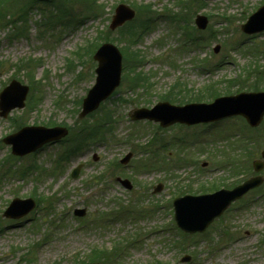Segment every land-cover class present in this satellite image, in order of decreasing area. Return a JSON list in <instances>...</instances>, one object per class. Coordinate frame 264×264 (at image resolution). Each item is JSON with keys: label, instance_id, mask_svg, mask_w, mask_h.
Here are the masks:
<instances>
[{"label": "rangeland", "instance_id": "1", "mask_svg": "<svg viewBox=\"0 0 264 264\" xmlns=\"http://www.w3.org/2000/svg\"><path fill=\"white\" fill-rule=\"evenodd\" d=\"M40 1L37 5L49 3L48 8L64 11L54 18L42 5L32 7L27 33L19 37L14 35L17 28L0 27V91L13 78L31 84L33 91L37 87L35 99L30 89L23 108L0 116V264H81L95 251L101 252L95 262L103 264H264V183L202 234L179 232L172 207L176 194L253 176L252 162L264 149V121L251 129L234 117L213 127L175 124L159 130L158 123L129 117L133 109L151 107L162 95L175 104L210 100L216 94L207 92L210 84L221 95L227 89H264V33L249 38L241 30L264 0ZM22 2L13 0L5 10L12 12ZM119 3L135 8L136 20L111 30ZM158 14L162 16L134 40L148 17ZM197 14L209 17L199 33L193 28ZM197 33L204 38L199 44L190 40ZM104 41L120 48L124 62L143 65L122 71L118 98L81 119L82 99L96 77L93 54ZM129 50L137 58L127 55ZM133 75L139 82L130 80ZM103 122L93 142L85 141L58 165L59 154L78 146L75 132ZM19 124L63 125L69 138L46 145L36 159L19 157L1 140ZM158 138L166 148L155 153ZM128 152L133 157L123 165L120 160ZM230 158L239 159L238 169L245 173L233 174ZM216 159L226 166H216ZM31 161L38 165L36 172ZM79 164L74 178L71 171ZM116 177L129 179L132 188ZM159 184L162 189L154 192ZM39 196L43 202L26 215L3 216L13 198ZM76 208L85 209V215H74ZM112 252L119 257L110 259ZM186 254L191 260L182 262Z\"/></svg>", "mask_w": 264, "mask_h": 264}, {"label": "water", "instance_id": "2", "mask_svg": "<svg viewBox=\"0 0 264 264\" xmlns=\"http://www.w3.org/2000/svg\"><path fill=\"white\" fill-rule=\"evenodd\" d=\"M135 16V10L126 4H119L110 23L111 29H116ZM196 23L199 28H206L208 17L198 15ZM243 31L256 33L264 30V5L253 13L242 25ZM99 64L96 69L98 76L95 85L90 89L83 102V117L99 107L100 103L109 97L120 83L122 71V53L112 43L102 44L94 55ZM28 87L13 81L0 94V115L6 116L15 107H23ZM241 114L246 117L252 126L260 124L264 117V92H242L237 95L224 96L215 99L212 103H190L184 106L173 105L169 102H159L153 108H138L131 113L133 119L149 118L160 121L163 126H168L176 121L196 123L201 121H214L226 116ZM68 130L64 127H25L18 132L8 135L4 142L12 144V152L24 155L36 150L44 143L60 139L67 135ZM128 154L122 162L129 160ZM264 157V151L262 152ZM256 170L264 167V162H254ZM80 168V167H79ZM77 168L73 172L76 176ZM261 176L246 180L233 189H221L215 193L198 196L186 195L175 199V217L178 225L185 231H204L215 217L230 205V203L243 196L249 189L261 184ZM127 187H131L128 180H121ZM35 206L33 199L25 200L15 198L4 212L7 217H20L25 215ZM76 214L83 215L85 210H76ZM190 257H184L183 261Z\"/></svg>", "mask_w": 264, "mask_h": 264}, {"label": "trees", "instance_id": "3", "mask_svg": "<svg viewBox=\"0 0 264 264\" xmlns=\"http://www.w3.org/2000/svg\"><path fill=\"white\" fill-rule=\"evenodd\" d=\"M51 1H53V3L56 2L55 0H51ZM12 2L13 0H0V27H3L5 29L7 27L9 31L10 30L14 31V29L17 28V31H15L16 33H14V35L15 36L18 35L19 37V35H24L27 33L28 24L30 22L31 14H32L30 13L31 8L35 6L38 7L37 2L41 3V1L40 0H23V2L20 4L18 9L12 12L10 10H5L7 7H9L12 4ZM91 3L92 4L95 3V0H91L90 4ZM48 4H45L44 7L51 11L50 17L54 16L55 18V16L60 14V12L64 11V9H61L58 7L48 8L49 6ZM69 10H71V8H69ZM99 14L101 13L98 12L96 16H99ZM127 55L129 56L131 55L132 57L137 58L135 51L129 50L127 51ZM129 63L131 64L130 70H135L138 67L137 62H129ZM135 75L130 77V80H132V82L138 81ZM254 87L258 89L256 86ZM208 88L211 92L214 91L217 95L218 89L215 84L211 85V87H208ZM101 129H102V126H97V125L91 127V129H88L87 126H83L81 129H79L78 134L76 132L74 134H76L75 135L76 139H80L78 137L80 136L81 137L80 141L84 142V141L91 140V138L94 136H97V132L100 133ZM100 253L101 252L99 251H95V253L92 255L93 256L92 258L98 259L100 257Z\"/></svg>", "mask_w": 264, "mask_h": 264}]
</instances>
